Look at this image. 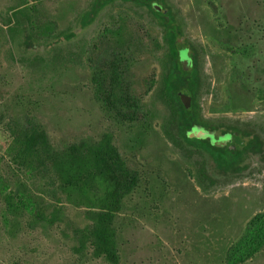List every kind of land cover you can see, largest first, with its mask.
<instances>
[{"label":"rangeland","instance_id":"rangeland-1","mask_svg":"<svg viewBox=\"0 0 264 264\" xmlns=\"http://www.w3.org/2000/svg\"><path fill=\"white\" fill-rule=\"evenodd\" d=\"M92 2L47 0L33 15L39 25L52 23L57 32L69 31ZM167 3L199 56L198 118L213 124L248 123L264 134V0ZM19 6V0H0V15H12ZM121 25L139 41L128 55L125 79L130 94L149 114L145 130L141 124L126 131L117 127L95 97L93 75L102 66L108 39ZM163 38L159 20L146 8L131 9L120 2L105 7L54 53L15 47L11 28L0 20V153L10 141L5 122L20 113L19 100L56 147L113 133L129 166L154 187L146 202L138 197L144 210L128 209L119 220L123 264H214V254L237 241L252 218L264 214V164L214 185L199 178L205 153L177 145L164 133L170 112L160 97ZM66 213L68 222L85 225L84 209L67 206ZM71 228L27 229L16 240L0 231V264H74ZM246 264H264V251Z\"/></svg>","mask_w":264,"mask_h":264},{"label":"trees","instance_id":"trees-1","mask_svg":"<svg viewBox=\"0 0 264 264\" xmlns=\"http://www.w3.org/2000/svg\"><path fill=\"white\" fill-rule=\"evenodd\" d=\"M45 1L19 0L20 6L12 15H0L4 27L11 28L15 36V47L18 45L28 53L43 47L54 53L76 38L107 5L115 1H121L131 9H148L159 20L166 47L160 90V97L170 112L165 135L177 145L188 144L205 150L212 160L206 157L204 169L210 163L224 173L240 171L239 152L213 148L206 141L190 140L186 136V131L197 120L199 108L196 100L201 86L199 57L184 38L167 0H93L78 25L61 32H57L52 23L39 25L38 17L33 15L36 7ZM156 1L164 5L166 12L158 13L153 9L152 4ZM114 34L116 36L108 39L107 47H104L106 56L102 66L92 78L95 97L117 127L126 131L141 124L145 130L149 114L130 94L125 79L130 53L139 45L138 37L128 34L123 25L116 27ZM180 39L184 40L183 45L179 44ZM101 41L100 46L103 45ZM182 47L190 48L194 60L189 71L183 69L179 60ZM184 92L193 97L189 108L180 98V93ZM16 106L20 108V115L16 114L5 122L10 141L5 153H0V231L16 240L27 229L49 231L69 224L72 226L69 230L71 250L77 259L74 264L84 260L123 264L126 254L119 220L128 209L144 210L140 207V199L143 198L144 202L150 199L153 185L146 184L141 174L129 166L115 145L113 133L56 147L24 102L19 100ZM204 169L201 168L199 178H204L203 181L210 185L216 184L206 177ZM67 206L85 210L84 226L68 222ZM262 251L264 214L252 218L237 241L214 254V264H246Z\"/></svg>","mask_w":264,"mask_h":264},{"label":"flooded vegetation","instance_id":"flooded-vegetation-1","mask_svg":"<svg viewBox=\"0 0 264 264\" xmlns=\"http://www.w3.org/2000/svg\"><path fill=\"white\" fill-rule=\"evenodd\" d=\"M115 2H120L124 5H127L121 1H115ZM115 2H113V3H115ZM113 3H111V4H113ZM155 3H158L159 5L161 4L163 6V10L157 11L156 8L154 7ZM152 7L158 13L166 12L164 5L160 2H157V1L154 2L152 4ZM89 8H88V10H89ZM88 10H86V11H88ZM170 11H171V9H170ZM172 14H173V12H172ZM179 44L183 45L184 40L180 39ZM183 49L189 50V56L192 59V67H193L194 66V60L192 58L190 48L189 47H182L180 49V52ZM180 52H179V60H180ZM180 63H181V61H180ZM199 65H200V61H199ZM192 67L190 69H192ZM189 70H187V71H189ZM199 70H200V68H199ZM199 77H200V72H199ZM200 79H201V77H200ZM201 88H202V81H201V86L198 89V92L201 90ZM184 93H186V92H184ZM181 94L182 93H180V98H181ZM196 100H197V98H196ZM192 102H193V97L191 96V103L189 106H187L183 101H182V104L185 107L189 108V107H191ZM196 117H197L196 122L186 131V136L188 139L206 141L213 148L228 149V150L233 151V152H239V155H240V158H239L240 171H232L229 173H224L222 171H218L214 165L211 166L210 163L209 164L207 163V165L205 167L206 169H204V167H203L205 175L207 178H210L211 180H214L218 183L222 179L244 174L247 171H249V169L251 167L255 166L256 164H259V163L264 164V134L260 133L255 127H253V125L248 124V123H237V124H230V125L215 124V123L213 124L212 122H210L209 120H205L204 118L199 119L197 116V113H196ZM196 125L202 126L203 128H205V130H207L211 133H214V135H216L217 137L227 136L228 140H229L228 144L227 145L213 144L210 137H208L206 139L188 137L187 133L189 131H191L192 128ZM254 140H256L255 143H254ZM184 146L186 148H190V149H194V150H201L205 153V155H206L207 159H209V161L212 160L210 158L209 154L205 150L198 148L196 146L188 145V144H185Z\"/></svg>","mask_w":264,"mask_h":264},{"label":"water","instance_id":"water-1","mask_svg":"<svg viewBox=\"0 0 264 264\" xmlns=\"http://www.w3.org/2000/svg\"><path fill=\"white\" fill-rule=\"evenodd\" d=\"M154 7L156 8L157 11H162L163 6L158 3L154 4ZM180 61L183 66V69L185 71L189 70L192 67V59L189 56V50L188 49H183L180 52ZM181 100L189 106L191 103V96L189 93H182L181 94ZM188 137L190 138H201V139H206L210 137L211 141L213 144H218V145H227L229 140L228 137H217L214 135V133H211L202 126L196 125L192 128L191 131L187 133Z\"/></svg>","mask_w":264,"mask_h":264}]
</instances>
